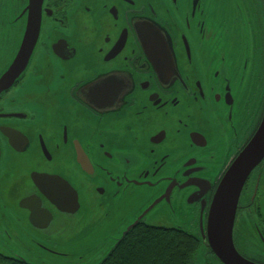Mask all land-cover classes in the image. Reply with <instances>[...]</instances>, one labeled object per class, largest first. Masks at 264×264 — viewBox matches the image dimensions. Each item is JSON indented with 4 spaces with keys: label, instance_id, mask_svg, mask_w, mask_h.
Returning <instances> with one entry per match:
<instances>
[{
    "label": "flooded vegetation",
    "instance_id": "flooded-vegetation-1",
    "mask_svg": "<svg viewBox=\"0 0 264 264\" xmlns=\"http://www.w3.org/2000/svg\"><path fill=\"white\" fill-rule=\"evenodd\" d=\"M226 3L235 27L217 22L216 0H0V69L18 73L28 62L0 88V240L98 254L137 223L134 230L193 236L202 244L196 264H223L209 244L208 218L220 183L263 123L264 104V0ZM144 21L174 50L170 74L162 76L140 39ZM126 69L123 104L103 114L81 107L79 83ZM14 136H24L23 147ZM52 174L77 196L75 212L39 193L35 179ZM36 200L45 222L28 207ZM233 240L242 257L264 264V159L243 187ZM23 249L4 247L19 256Z\"/></svg>",
    "mask_w": 264,
    "mask_h": 264
},
{
    "label": "snow or ice",
    "instance_id": "snow-or-ice-1",
    "mask_svg": "<svg viewBox=\"0 0 264 264\" xmlns=\"http://www.w3.org/2000/svg\"><path fill=\"white\" fill-rule=\"evenodd\" d=\"M219 23L222 25H226L227 21L221 20L219 21ZM39 26L40 15L39 7L37 6V32L39 30ZM136 28L140 33V38L143 40L144 46L148 49L149 53L153 55V58L157 62L158 66L161 67L162 76L164 75V69L169 70L170 74V71L175 66V53L170 43H168L164 39V36L161 33V29L157 27V25L149 21L138 23L136 25ZM29 48L30 51L24 54L28 60L32 55V46L30 45ZM21 52L19 53V57L21 56ZM60 54L66 55V49H60ZM129 71L130 70L127 69L123 71L110 70L109 72L99 73L97 75L91 76L90 78L84 79L81 83H79V86L77 88V91L79 93L78 101L81 107L85 109H91L93 111H98L103 114L107 111L109 106L116 105L118 101L123 104V96L126 94L125 90L131 87V78L126 75V73ZM22 72H20V74ZM217 75H219V73H217ZM18 76H16L15 73H10V71H8L7 69H0V88L6 89L10 87L15 82ZM229 83L231 82L229 81ZM260 118L261 121L264 122V104H262L260 107ZM14 139L18 146H24V136H14ZM194 141L196 142V140ZM256 147L257 145L253 143L249 147L248 151L245 152L241 157H244L245 160L251 158L254 151L256 150ZM260 149L262 152H264V136H261L260 138ZM241 157L239 160L241 161V165H243L244 160H241ZM81 163L84 165V167L88 166L89 161L87 157L84 156V158L81 159ZM58 178L59 174H52L40 176L39 182H37V180L35 179V183L39 185V193H43L45 197L55 202L57 205L63 204L66 207L74 206V202H76L77 196H74L72 188L69 187L68 184H65L64 181ZM19 187H23V184L21 183ZM201 187L204 186L202 185ZM216 199V206L213 208L212 213L208 218V228L214 234L218 235L220 241L219 251L221 256L225 260V264H233L232 257L234 255V251L231 245V241L226 235H224L222 231L219 230L220 215L222 213H225L228 207L227 191L222 192L221 195ZM28 207L31 208L32 216H35L37 220H39L40 222H45L47 220V217L44 215L45 211L43 210V204L41 200L29 201Z\"/></svg>",
    "mask_w": 264,
    "mask_h": 264
},
{
    "label": "water",
    "instance_id": "water-1",
    "mask_svg": "<svg viewBox=\"0 0 264 264\" xmlns=\"http://www.w3.org/2000/svg\"><path fill=\"white\" fill-rule=\"evenodd\" d=\"M36 33V32H34ZM140 34V33H139ZM141 39V38H140ZM142 40V39H141ZM27 41V39L25 40ZM143 41V40H142ZM36 42V40H35ZM34 42V43H35ZM18 65H21L19 63ZM25 62L23 63V66H25ZM10 73H15L16 76L19 75L20 71L17 73L16 70L11 69L9 70ZM7 89V88H6ZM261 136H264V122L262 123L258 133L255 135L253 140L250 142V144L245 148V150L241 153L239 158L234 162V164L230 167L229 171L225 175L224 179L220 183V186L216 192V195L213 200V204L211 207V213L213 208L216 206L217 203V197L221 195L222 192L227 191L228 193V207L227 211L225 213H222L219 218V230L224 233L228 237V239L231 241V245L234 251V255L232 257L233 264H253L246 260L244 257H242L238 251L235 248L234 240H233V233H234V226H235V219H236V211L238 202L243 190V187L251 175V173L254 171V169L263 161L264 159V152L260 149V138ZM256 144V150L254 151L251 158L246 159L244 157H241L244 155L245 152L248 151L249 147L252 144ZM241 157V160H244L243 165H241V161L239 160ZM227 182V183H226ZM76 208V202H74V206L67 208L68 212H75ZM210 213V215H211ZM137 227V223H134L127 227L124 233L122 235L115 237V245L111 246L107 251L104 253L106 254L105 257L100 260L99 262H95L96 256L99 254H94L93 256H90V253H81L82 258H86V260H83L80 264H104L108 258L114 253V251L117 249V247L120 245V243L128 237L131 232ZM209 244L215 254V256L219 259L220 262L225 264L224 258L221 256L219 248H220V241L217 234H214L209 228ZM92 253V252H91ZM50 257L56 259L58 261L57 264H61L65 258H71L73 257V254L66 255H55L51 254L49 252H46ZM0 255L5 256L7 258L17 260L19 262H22L24 264H37L35 263V256L32 257H24L19 255H12L5 253V250L0 247Z\"/></svg>",
    "mask_w": 264,
    "mask_h": 264
},
{
    "label": "trees",
    "instance_id": "trees-1",
    "mask_svg": "<svg viewBox=\"0 0 264 264\" xmlns=\"http://www.w3.org/2000/svg\"><path fill=\"white\" fill-rule=\"evenodd\" d=\"M202 244L193 236L140 226L104 264H196ZM0 264H24L0 255Z\"/></svg>",
    "mask_w": 264,
    "mask_h": 264
},
{
    "label": "rangeland",
    "instance_id": "rangeland-1",
    "mask_svg": "<svg viewBox=\"0 0 264 264\" xmlns=\"http://www.w3.org/2000/svg\"><path fill=\"white\" fill-rule=\"evenodd\" d=\"M219 4V11L217 13V22L219 21V19L221 18H225V21H227L228 26L232 27L234 26V21L233 19L234 16L231 15V13L227 10V3L226 0H216ZM226 14V15H225ZM235 27V26H234ZM239 29V28H238ZM240 30V29H239ZM125 205V204H124ZM96 235H92V237H89L85 240V246L90 245L96 238ZM41 244L46 245L45 242H39ZM115 245V240H111L110 241H106L104 243V246L102 247V252H100L96 258H95V262H99L100 260H102L106 254H104L107 249H109L111 246ZM20 246H23L24 249L20 251V254L24 257H32L33 255L35 256V263L37 264H57L58 261L52 257H50L48 254H46V252H44L43 250L40 249V247H38L37 243L34 240L28 239V238H13L12 240H0V247L2 249L5 248H10V249H18ZM73 252V251H72ZM75 254L73 253V257L71 258H65L64 261L61 264H80L81 262H83V260H86V258H82L81 253H79L78 248L74 249ZM97 252H92L89 255L93 256L94 254H96Z\"/></svg>",
    "mask_w": 264,
    "mask_h": 264
}]
</instances>
